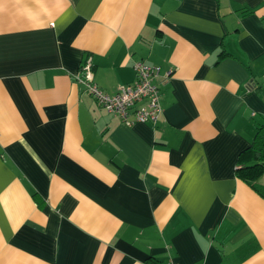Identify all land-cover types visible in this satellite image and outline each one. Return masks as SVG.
I'll use <instances>...</instances> for the list:
<instances>
[{"label":"crops","instance_id":"0c3cea01","mask_svg":"<svg viewBox=\"0 0 264 264\" xmlns=\"http://www.w3.org/2000/svg\"><path fill=\"white\" fill-rule=\"evenodd\" d=\"M114 93L160 67L156 124ZM264 0H0V264H264Z\"/></svg>","mask_w":264,"mask_h":264},{"label":"built area","instance_id":"2783aa9c","mask_svg":"<svg viewBox=\"0 0 264 264\" xmlns=\"http://www.w3.org/2000/svg\"><path fill=\"white\" fill-rule=\"evenodd\" d=\"M133 69L134 82L118 86L114 93H107L97 85L90 57L83 61L75 79L85 85L98 104L107 112L118 116L126 125L131 126L137 122L156 124L163 111L157 81L160 77V67L136 60ZM168 264L176 263L170 261Z\"/></svg>","mask_w":264,"mask_h":264},{"label":"trees","instance_id":"16d2710c","mask_svg":"<svg viewBox=\"0 0 264 264\" xmlns=\"http://www.w3.org/2000/svg\"><path fill=\"white\" fill-rule=\"evenodd\" d=\"M236 173L247 182L255 181L264 173V123L257 128L251 144L240 151Z\"/></svg>","mask_w":264,"mask_h":264}]
</instances>
